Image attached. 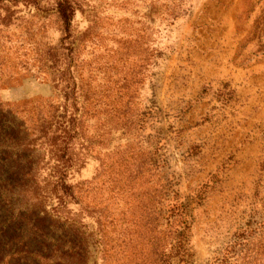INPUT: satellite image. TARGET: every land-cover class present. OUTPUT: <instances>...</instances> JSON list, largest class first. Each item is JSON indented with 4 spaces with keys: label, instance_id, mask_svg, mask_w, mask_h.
Instances as JSON below:
<instances>
[{
    "label": "rangeland",
    "instance_id": "374dc122",
    "mask_svg": "<svg viewBox=\"0 0 264 264\" xmlns=\"http://www.w3.org/2000/svg\"><path fill=\"white\" fill-rule=\"evenodd\" d=\"M70 1L67 40L56 0L0 2V264H149L160 184L188 264H264V0ZM141 63L125 130L107 110Z\"/></svg>",
    "mask_w": 264,
    "mask_h": 264
},
{
    "label": "trees",
    "instance_id": "16d2710c",
    "mask_svg": "<svg viewBox=\"0 0 264 264\" xmlns=\"http://www.w3.org/2000/svg\"><path fill=\"white\" fill-rule=\"evenodd\" d=\"M4 0H0L2 2ZM56 15L59 21L61 22L64 35L62 40H67L71 37V23L74 16L75 8L70 0H56ZM165 13V12H164ZM158 56L159 53L157 54ZM144 65L141 63L137 73L133 76L124 74L123 77L114 81V84L117 86L116 98L117 102H120L121 107H112L111 110H107L108 123L113 121L114 124H117V127H122L125 130H131L135 128L139 123V118H135L136 114H131L132 110L131 104L134 97V87L137 88V84L144 81ZM146 76V74H145ZM114 109V110H113ZM114 111V113L112 112ZM55 115H51V119L55 120ZM47 124L51 122L46 121ZM49 122V123H48ZM82 122V121H81ZM50 128V125L47 126V129ZM110 128L102 130V133H109ZM65 134V132H62ZM102 135V134H101ZM106 135V134H105ZM59 189L63 194L68 195L72 193L73 187L64 183H57ZM163 184H160L159 188L152 189L151 193L148 191L143 192L144 201H148L146 204L142 203L140 218H144L150 222L156 224V227L160 224L162 220H166L168 229L166 230L167 241L170 244V253L166 254L162 249V244L158 239V236L155 235V239H151V253L153 258L149 259V264H170V259L174 256L180 257V262L182 264H188L184 259V256L188 254V236L191 229L192 220H190V214L187 203L178 200L177 192L173 191V201L164 203V200L169 197V189H165ZM163 207H165L163 209ZM152 211V214H150ZM154 229V227H153ZM156 229V228H155ZM158 231V230H157ZM159 232L162 230L159 229Z\"/></svg>",
    "mask_w": 264,
    "mask_h": 264
}]
</instances>
